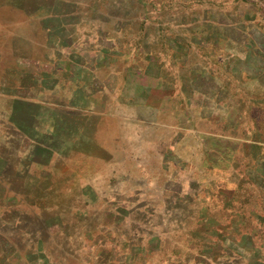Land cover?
I'll list each match as a JSON object with an SVG mask.
<instances>
[{
  "label": "rangeland",
  "instance_id": "obj_1",
  "mask_svg": "<svg viewBox=\"0 0 264 264\" xmlns=\"http://www.w3.org/2000/svg\"><path fill=\"white\" fill-rule=\"evenodd\" d=\"M263 26L264 0H0V264H253L264 57L235 34Z\"/></svg>",
  "mask_w": 264,
  "mask_h": 264
},
{
  "label": "trees",
  "instance_id": "obj_2",
  "mask_svg": "<svg viewBox=\"0 0 264 264\" xmlns=\"http://www.w3.org/2000/svg\"><path fill=\"white\" fill-rule=\"evenodd\" d=\"M263 29H264V26H263ZM264 36V31H263V33H262V36L261 37H263ZM254 36H253V34L252 33H250L248 36H238V34H235V41H239V42H242V41H246V42H248V52H249V57L251 58V57H255V58H257V55L256 54H259V55H263V57H264V41H263V39L261 38V39H259V42L258 41H256L254 38H253ZM141 39H143V36L141 37ZM68 43V45H71V42H67ZM104 43V45H103V48L104 49H108L109 48V45L108 44H106V42H103ZM115 45H113L112 47H114ZM81 55V54H80ZM80 57H82V59H81V62L82 63H84V64H89L90 65V63H87L86 62V59H85V55H81ZM259 59V58H258ZM264 59V58H263ZM176 61V60H175ZM261 61V60H260ZM79 63V62H78ZM68 64H71L72 65V69H76L78 66H79V64H75V62H71V61H69L68 62ZM177 64H178V66H183L184 64H185V59L184 60H179L178 62H177ZM93 65V64H92ZM90 71H92L91 69H89ZM262 70H264V69H262V66L259 64V62H258V65H257V68H256V72H254V75L255 76H260L261 75V72H262ZM73 71V70H72ZM208 72H209V74L212 76V77H216V75L214 76V72H213V70H208ZM251 74V73H250ZM204 78V77H203ZM168 81V80H167ZM89 82V81H88ZM202 82V81H201ZM91 85L90 84H88V87H90ZM196 90H195V92L196 93H199L200 94V96H203L204 94H206V93H208V92H206L207 90L202 86V85H200V86H196ZM81 90H83V89H81ZM251 102V101H250ZM254 105L256 104V103H253ZM185 105H187V104H185ZM199 107V110H201L202 109V104L201 105H199L198 106ZM212 119V118H211ZM210 121V120H209ZM256 129L257 130H261V126H260V123H257L256 124ZM263 130H264V126H263ZM259 156H256L254 159H255V161H257V159L256 158H258V159H260V161L261 162H263V166H264V149H263V151H262V153H259L258 154ZM254 161V162H255ZM257 163V162H256ZM254 172H255V176H256V178H254L253 177V179L251 178L250 179V181H251V183H250V185H252L254 188H255V190H252L250 193H252V194H250V193H247L246 194V197H247V199L248 200H250V201H248L247 203H251V202H253L254 204H256L257 206H258V208H259V210H261V212H264V167H262V165L260 166L259 164H255V167H254ZM0 176L2 177V179L5 181V179H6V177L3 175V173L2 172H0ZM260 182H262V184H260ZM0 186H3V184H2V182L0 181ZM259 215V214H258ZM1 220H3L4 221V223H5V226H6V228H8L7 227V225L8 226H10V227H13V228H15L16 230H18V231H20V232H22L23 231V227H19V226H17V224H14L12 221L13 220H11L10 218H1ZM254 221H257L258 222V224L256 225V224H254ZM198 226V225H197ZM242 227H244V226H242ZM248 230L249 229H254V230H256L257 229V232H258V234L257 235H260V237L262 238V239H264V215H261V217L260 218H251V217H248L247 216V224H246V226H245ZM1 237V236H0ZM2 242V244L3 245H5V246H7L8 247V245H9V243H11V241L10 240H8V239H6V240H2L1 241ZM1 242H0V249H2V246H1ZM151 242H153L154 244H152V246H149L148 247V250H147V252H146V257H147V255H149L148 253H150V254H152V255H158V256H163L164 255V253H163V245L165 244V242H161L160 240L158 241V240H155V241H149L148 242V244H150ZM156 242V243H155ZM263 242H264V240H263ZM194 245V244H193ZM195 246H197L198 247V249H197V252L198 251H200V249H201V247L203 246L202 245V243H199V244H195ZM202 250V249H201ZM253 253H254V262H253V264H264V252H262V251H259V250H257L256 249V247L255 248H253ZM5 254V253H4ZM188 255V254H187ZM145 256V255H144ZM107 257V256H106ZM145 257V258H146ZM157 257V256H156ZM158 258V257H157ZM187 262V261H186ZM186 262H184V264H186ZM189 262V261H188ZM198 264V263H197Z\"/></svg>",
  "mask_w": 264,
  "mask_h": 264
}]
</instances>
